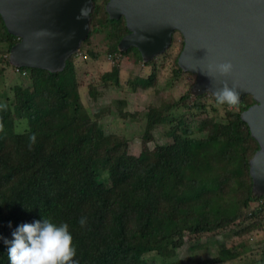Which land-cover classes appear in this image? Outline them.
<instances>
[{
  "label": "trees",
  "instance_id": "trees-1",
  "mask_svg": "<svg viewBox=\"0 0 264 264\" xmlns=\"http://www.w3.org/2000/svg\"><path fill=\"white\" fill-rule=\"evenodd\" d=\"M108 1L94 0L89 37L62 71L16 67L27 71L30 84H16L13 95L0 101V264H10L4 239L11 240L20 224L43 218L68 224L78 264H176L187 241L228 231L241 240L197 264L243 258L245 264H264V245L254 248L245 237L264 226V195L254 194L250 173L259 144L242 117L255 103L253 96L246 95L238 111L224 104V114L209 92L193 95L189 90L166 105H149L143 137L153 138L163 124L171 142L131 153L126 136L114 137L102 125L112 108L93 113L85 105L74 59L88 55L84 48L94 33L105 30L110 53L127 55L135 49L143 62L136 47L119 50L130 30L124 16L109 17ZM19 41L0 14L7 64ZM167 52L144 62L151 69L129 81L132 91L155 86L156 60ZM180 53L177 76L184 73ZM102 79L104 86L120 83L113 71ZM99 94L90 87L93 98ZM118 103L119 114L130 116L127 101ZM23 121L27 128L16 131ZM81 217L87 218L85 227Z\"/></svg>",
  "mask_w": 264,
  "mask_h": 264
},
{
  "label": "water",
  "instance_id": "water-1",
  "mask_svg": "<svg viewBox=\"0 0 264 264\" xmlns=\"http://www.w3.org/2000/svg\"><path fill=\"white\" fill-rule=\"evenodd\" d=\"M93 9L94 0H0L8 31L20 38L10 64L62 71L89 37ZM106 10L111 19L124 16L130 30L119 50L136 47L145 63L163 54L180 31L185 44L178 64L197 75L193 95L214 94L227 82L239 101L253 96L242 117L259 144L250 173L254 194L263 196L264 0H109ZM221 63H231L232 71L221 75Z\"/></svg>",
  "mask_w": 264,
  "mask_h": 264
},
{
  "label": "rangeland",
  "instance_id": "rangeland-1",
  "mask_svg": "<svg viewBox=\"0 0 264 264\" xmlns=\"http://www.w3.org/2000/svg\"><path fill=\"white\" fill-rule=\"evenodd\" d=\"M182 40L181 32L175 31L172 44L167 49V55L160 56L156 60L160 71L155 86L149 89L140 88L132 91L129 81L135 77H142L150 71L151 67L144 66V62L138 59L135 49L127 55H121L119 52L110 53V41L105 30L94 33L90 43L84 48L88 55L81 53L74 58L78 65L80 91L85 105L93 113L112 108L113 112L102 119V125L114 137L126 136L130 141V152L133 154L138 155L144 149L154 150L159 144L171 142V138L166 133L168 125L159 124L153 131V138L149 140L143 135L149 105H166L173 102L191 90L196 83L197 77L189 72L184 71L178 76L175 75V59L180 53ZM89 51H95L98 57L94 58ZM6 53L7 47L0 43V101H5L8 94L13 95V87L16 84L25 86L30 84L27 71L22 72L6 63L4 60ZM112 71L115 76L119 74L120 83L117 84L114 80L110 86H104L102 76ZM91 86L100 92L97 99L90 95ZM122 99L127 101L125 110L130 112V116L126 118L118 111V101ZM225 110L223 105H219V113L224 114ZM133 113L137 114L133 115ZM213 114L215 115V112ZM26 128L27 122L23 121L17 125L16 131L22 132ZM99 169L104 170L101 166ZM105 174L107 175V172ZM245 237L254 248L264 245V226L255 229ZM198 240L199 242L187 241L186 245L179 250L176 264H197L203 259L218 255L219 250L225 245L231 247L241 238L233 236L228 231L204 234ZM243 259L229 260L223 264H245L246 261Z\"/></svg>",
  "mask_w": 264,
  "mask_h": 264
},
{
  "label": "clouds",
  "instance_id": "clouds-1",
  "mask_svg": "<svg viewBox=\"0 0 264 264\" xmlns=\"http://www.w3.org/2000/svg\"><path fill=\"white\" fill-rule=\"evenodd\" d=\"M217 70L221 75H227L232 71V64L221 63ZM235 89L224 82L214 92L216 103L238 111L240 101ZM79 224L85 227L87 218L81 217ZM4 243L8 245L10 264H78L75 260L77 250L67 223L57 225L47 218L23 223L12 232V239H4Z\"/></svg>",
  "mask_w": 264,
  "mask_h": 264
},
{
  "label": "built area",
  "instance_id": "built-area-1",
  "mask_svg": "<svg viewBox=\"0 0 264 264\" xmlns=\"http://www.w3.org/2000/svg\"><path fill=\"white\" fill-rule=\"evenodd\" d=\"M117 54V53H116ZM111 57H112V55H111Z\"/></svg>",
  "mask_w": 264,
  "mask_h": 264
}]
</instances>
